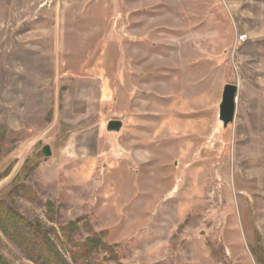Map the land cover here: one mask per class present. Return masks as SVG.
<instances>
[{
    "label": "rangeland",
    "instance_id": "1",
    "mask_svg": "<svg viewBox=\"0 0 264 264\" xmlns=\"http://www.w3.org/2000/svg\"><path fill=\"white\" fill-rule=\"evenodd\" d=\"M171 97L204 129L175 133L176 156L153 136ZM33 166L41 204L21 212L49 224L51 202L64 224L84 218L78 241L105 232L119 256L99 263L258 264L264 0H0V194ZM0 254L34 264L2 233Z\"/></svg>",
    "mask_w": 264,
    "mask_h": 264
},
{
    "label": "trees",
    "instance_id": "2",
    "mask_svg": "<svg viewBox=\"0 0 264 264\" xmlns=\"http://www.w3.org/2000/svg\"><path fill=\"white\" fill-rule=\"evenodd\" d=\"M36 168L33 166L29 171L22 172L24 176L20 174L8 191L0 194V233L34 264H103L97 262V257L104 251L112 261L118 262L119 256L114 247L105 242V232L93 233L84 241H78L82 226L91 228L83 223L84 218L64 224L51 202L45 204L49 224L21 212L19 202L22 199L41 204L34 189L26 183ZM59 244L68 248L69 258ZM254 255L258 264H264L259 252L255 251ZM0 264L10 263L0 254Z\"/></svg>",
    "mask_w": 264,
    "mask_h": 264
},
{
    "label": "crops",
    "instance_id": "3",
    "mask_svg": "<svg viewBox=\"0 0 264 264\" xmlns=\"http://www.w3.org/2000/svg\"><path fill=\"white\" fill-rule=\"evenodd\" d=\"M171 98H170V104H168L166 108H162V110H165V112H163L161 115H159L158 108H156V111H153L156 112V116L153 121L155 126L153 130V136L155 137L156 135L155 138L158 140L159 144L161 145L160 150L169 152L168 154H170V156H176V154L174 153L175 147L172 144L174 142L175 133L183 134L194 131L197 132L198 134H204V129H202L199 126L197 127L196 125L192 126V123L190 121L189 123L183 122L184 117L189 118V113L188 111L185 112L184 106H181L180 104H178V107L176 108L175 105L176 99L174 97ZM174 109H178L179 112L177 111L176 114L178 115L180 114L182 115V117L179 118L174 117L175 116ZM133 122L135 121L130 120V124H133Z\"/></svg>",
    "mask_w": 264,
    "mask_h": 264
},
{
    "label": "water",
    "instance_id": "4",
    "mask_svg": "<svg viewBox=\"0 0 264 264\" xmlns=\"http://www.w3.org/2000/svg\"><path fill=\"white\" fill-rule=\"evenodd\" d=\"M238 95V86L236 85H226L224 87L222 101L219 106V122L223 125L224 129H227L230 125L234 123L236 115V103ZM124 123L122 121H111L107 126V131L109 133H120L123 129ZM43 154L45 157H51L52 152L50 147H45L43 149Z\"/></svg>",
    "mask_w": 264,
    "mask_h": 264
}]
</instances>
